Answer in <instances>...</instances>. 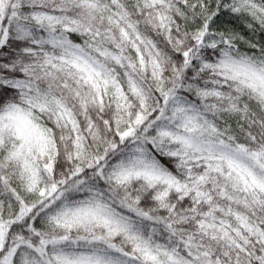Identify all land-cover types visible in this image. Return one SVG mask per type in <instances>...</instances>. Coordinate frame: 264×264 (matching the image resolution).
Returning <instances> with one entry per match:
<instances>
[{
    "label": "snow or ice",
    "instance_id": "obj_1",
    "mask_svg": "<svg viewBox=\"0 0 264 264\" xmlns=\"http://www.w3.org/2000/svg\"><path fill=\"white\" fill-rule=\"evenodd\" d=\"M0 264H264V0H0Z\"/></svg>",
    "mask_w": 264,
    "mask_h": 264
}]
</instances>
